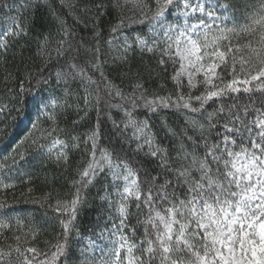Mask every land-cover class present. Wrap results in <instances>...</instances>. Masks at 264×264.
<instances>
[{
    "label": "snow or ice",
    "instance_id": "6c2138e0",
    "mask_svg": "<svg viewBox=\"0 0 264 264\" xmlns=\"http://www.w3.org/2000/svg\"><path fill=\"white\" fill-rule=\"evenodd\" d=\"M14 2L0 0V12L11 11ZM40 4L50 6L49 0H20L17 16L10 18L12 28L0 34V56L5 60L9 48L30 31L21 18ZM89 4L83 12L88 17L85 27L89 20L92 24L90 40L61 19L63 8L77 11L75 5L61 0V12L53 9L59 25L57 61L63 58L66 63H53L51 54L46 56L51 37H44L31 54L33 65L43 59V67L35 74L29 70L27 81L20 79L22 89L25 83L48 89L53 80L56 87L65 85L59 96L41 94L35 100L37 112L46 115L51 127L33 123L41 135L30 133L0 159V175L11 172L17 155L25 159L20 147L31 139L58 168L69 172L71 155L79 152L69 177L73 198L57 199L53 206L51 193L32 199L29 189L32 203H48L60 218L55 242L44 241L41 246L33 225L21 218L13 224L16 209L5 195L0 202V237L5 238L0 243V264H69L70 259L74 264H264V0H134L131 16L124 14L128 0H89ZM112 8L120 14L105 35L103 15ZM131 24L142 27L130 39L125 29ZM86 44L95 47L83 49ZM82 50L91 70L100 72L108 96L122 103L109 101L106 111L97 93L93 104L88 88L97 80L80 66L85 58ZM137 52L141 60L148 54L149 79L157 81L160 91L171 83L167 95L153 93L149 98L148 81L140 70L132 71ZM108 64L126 68L122 85L127 80L130 94L107 79L102 69ZM77 78L84 95L73 97L70 85ZM6 79H12L11 72ZM70 100L78 119L60 129L73 108ZM90 106L96 112L94 122ZM113 108L122 112L119 120ZM13 109V104L0 101L2 131L6 132ZM138 109L146 110L144 119L137 117ZM162 111L186 117L180 132L166 119L161 121L178 146H163L156 138L152 117ZM85 124L87 131L77 133ZM61 132L67 140L53 138ZM97 185L108 215L102 224L97 222L86 243L78 237L77 254L70 244L77 205L81 195L86 197V190ZM14 187L3 185L5 193ZM25 228L30 241L27 233L20 234Z\"/></svg>",
    "mask_w": 264,
    "mask_h": 264
},
{
    "label": "trees",
    "instance_id": "16d2710c",
    "mask_svg": "<svg viewBox=\"0 0 264 264\" xmlns=\"http://www.w3.org/2000/svg\"><path fill=\"white\" fill-rule=\"evenodd\" d=\"M76 6L77 11H73L69 7L63 8V15L61 19L67 21V25L74 30L76 34L83 37L85 40L92 39L90 29L92 27L91 21L89 20L88 27H85V20L88 17L83 12V8L86 4H89V0H67ZM50 6L45 4H40L39 7L30 8L23 15L20 22L25 25V30L28 31V35L20 40L19 44H15L9 48L7 52V59L0 56V101L4 104H13L14 109L11 112L8 120L6 121L7 130L2 131L5 128V124H0V159L5 155H9L13 147L19 145L20 141L24 137L33 134L37 137L41 133L37 129H33V123H37L40 127L50 128L51 122L46 121V115L41 112L38 113L36 110L35 100L39 98L41 94L46 96H59L63 92L65 85L61 87H56L55 81L53 80L52 85L48 89L38 90L35 87H29L25 83L24 88L20 87V79L27 81L28 71L30 70L35 74L44 65L43 59H38L33 65L31 59V54L36 51V41L42 40L44 37H51L48 44L46 45V56L48 53L51 54L52 62L65 64L66 61L61 58L57 61L56 52V41L58 39V22L53 16V9L60 13L61 0H49ZM124 3V0H121ZM20 5V0H15L12 4V10L4 9L0 12V34L4 31L12 28V20L18 14V6ZM134 6V2H129L124 9V14L126 16H131V8ZM120 13L112 8L110 11L103 15L102 26L105 30V35L108 32V26L110 23H114L116 16ZM90 15V14H89ZM237 19H239V14H236ZM139 24H131L125 29V35L130 39L134 38L141 29ZM121 36V40H123ZM11 39V38H9ZM89 47H95V45H83V49ZM23 49V50H22ZM31 50V52L29 51ZM2 51V50H0ZM105 53H107V47L104 48ZM82 57L80 66L85 68L86 73L91 76L94 80H97V84H92L89 86L88 91L90 93L93 104L95 103L97 93L102 101V107L107 111V102L111 103H122L118 98H110L105 89L104 82L100 79V72H93L86 59L87 53L82 50ZM23 57L24 63H21V58ZM132 71L136 72L140 70L143 75V79L148 81L146 88L149 90V98H153L151 94L157 93L159 95H167L169 91L172 90V85L169 83L164 91H160L157 87V81L155 79H149V70L152 65L149 63L148 54H145L143 60H141L139 53L137 52L135 58L131 63ZM19 70V78L16 76V71ZM102 71L108 80H111L115 85L122 86L123 91L126 94H130L132 89L128 87L127 80L124 81L122 85L121 73L126 71V68H117L115 64H108ZM12 73V79H6L8 73ZM34 83V82H33ZM7 84V87H5ZM72 88L73 97L76 95L83 96L84 88L81 86V81L79 78L70 85ZM11 88L10 93L8 89ZM139 94V93H137ZM27 101V103H25ZM69 103H73V108L70 110V114L67 118V125L64 122L59 124L60 129H64L66 126H70L71 121L78 119L76 115V110L74 106V100H70ZM81 107L83 108V100L80 101ZM198 106V105H197ZM41 107H43L41 105ZM90 118L94 122L96 118V112L89 107ZM60 112L64 110L59 109ZM113 116L119 120L122 116V112L117 111L115 108L112 110ZM80 116L84 115V112L79 113ZM146 115V110L138 109L137 117L139 119H144ZM39 116V119L37 117ZM186 117L182 114L176 113L175 111H162L152 117V123L154 125V131L157 133V140L161 142L163 146H178L177 138L171 135H167V130L161 126V121L167 120L170 127H175L177 132L183 130V121ZM87 131V124L84 127L77 129V133H83ZM189 134L191 131L189 130ZM53 138L65 139L67 137L63 133H58ZM20 151L24 153L25 159L20 160L19 155L16 156L17 165L12 169L11 172H6L0 175V202L5 200V195L7 196V203L14 207L16 211L13 215V224L16 222V218L24 219L26 223L34 226V229L39 233V240L41 246H43L44 241L51 240L55 242V238L61 231L60 218L58 214L48 206V203L41 202L32 203L28 199L29 189H31V198L40 199L44 194L51 193L53 199L51 201L54 206L57 199L65 200L72 199L71 193L75 192V189L71 188L70 176L74 172V167L76 162L80 158L79 152H74L71 155L73 161V169L66 172L63 168H58L53 160H49L46 155V150L41 153L40 150L33 146L31 139L24 143L20 147ZM9 165H11V158L8 160ZM29 179L31 182H29ZM5 183L15 185L14 188H10L5 193L3 185ZM97 187H90L87 189V196L81 195V203L77 205V211L75 214V227L72 230L70 244L74 252L79 254L80 244L77 243L78 237H84V242H87V238L91 234V230L96 227L97 222L101 224L107 217V206L102 204L99 196H97ZM24 194L22 197L21 194ZM15 197V199L13 198ZM67 219V217H65ZM27 233L26 239L31 240V233H28V229L25 228L22 233V237ZM13 233H8V237H11ZM5 242L4 237H0V243ZM7 243L15 244L12 239H7ZM24 243V239L21 240ZM69 264H74L72 259L69 260Z\"/></svg>",
    "mask_w": 264,
    "mask_h": 264
},
{
    "label": "rangeland",
    "instance_id": "374dc122",
    "mask_svg": "<svg viewBox=\"0 0 264 264\" xmlns=\"http://www.w3.org/2000/svg\"><path fill=\"white\" fill-rule=\"evenodd\" d=\"M129 2H134V0H128Z\"/></svg>",
    "mask_w": 264,
    "mask_h": 264
}]
</instances>
